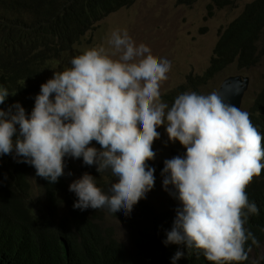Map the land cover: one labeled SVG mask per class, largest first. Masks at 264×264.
Here are the masks:
<instances>
[{"label": "clouds", "instance_id": "1", "mask_svg": "<svg viewBox=\"0 0 264 264\" xmlns=\"http://www.w3.org/2000/svg\"><path fill=\"white\" fill-rule=\"evenodd\" d=\"M260 4L264 0L244 1L228 23L236 21L251 36L253 53L256 41L264 44ZM213 5L221 9L237 3L212 0L208 9ZM23 6L30 8L0 0V189L9 191L0 192V203L15 199L27 205L37 199L34 207L54 218H66L72 208L101 214L102 224L108 214L127 231V223L115 214L128 216L139 202L166 214L143 200L155 187V168L148 162L156 157L154 141L161 137L157 129L165 126L168 141H179L186 153L156 166L164 190L179 202L164 243L184 245L188 255L202 252L214 264L249 261L247 251H257L264 241L259 244L245 227L250 215L259 214L246 189L264 169V130L258 131L250 120L264 107L263 93L258 92L264 90V79L251 98L246 94L251 80L244 73L257 58L240 68L236 60L222 67L226 75L208 95L200 94L196 83L216 78L217 66L212 75L206 76V70L188 75L164 103L161 84L168 79L170 62L154 56L147 45H137L127 31L111 33V55L91 48L73 57L71 67L51 69L52 62L60 64L80 42L94 19L63 30L57 18L47 21ZM199 52L196 46L186 51L192 57ZM13 53L14 59L6 60ZM215 59L217 54H212ZM231 66L236 72H227ZM228 78L243 81L239 103L220 95ZM46 186L56 188L52 197ZM248 240L256 250H245ZM184 255L178 250L173 264Z\"/></svg>", "mask_w": 264, "mask_h": 264}, {"label": "trees", "instance_id": "2", "mask_svg": "<svg viewBox=\"0 0 264 264\" xmlns=\"http://www.w3.org/2000/svg\"><path fill=\"white\" fill-rule=\"evenodd\" d=\"M16 1L30 7L23 6L27 12L33 9L38 15L42 14L41 18L47 21L57 18L62 29L66 30L75 22H85L87 25L93 15L111 13L132 5L137 0ZM191 1L193 2L187 0V2ZM214 1L223 3L228 0ZM257 15L263 16L262 22H264V4L258 6ZM235 23L236 21L228 24L220 34L213 49L217 59H210L206 76L213 74L215 66L219 73L222 67L233 63L234 60L237 61L239 68L256 60L253 57L254 47L248 43L251 36L238 28ZM67 41L63 43L64 46H67ZM14 56L15 53L10 54L6 60L12 61ZM258 92L263 93L260 98L264 100V90ZM250 120L258 131L264 130L262 105L259 108V115L253 118L250 116ZM262 147H264V139H262ZM261 163H264V160ZM164 166L160 165L161 169ZM0 179V182H4L2 178ZM98 183L104 186L101 182ZM55 189L54 186H46L51 197ZM1 191L9 193L6 189H0ZM246 192L249 201L258 206L259 214L250 215L245 227L253 233L260 244L264 240V169L258 177H254ZM37 201V199L32 200L27 205L17 204L15 199L0 203V264H173L172 258L178 250L184 251L185 255L176 260L175 264H214L208 261L202 252L197 255L193 250L192 254L188 255L186 246L164 243L167 239V231L173 226L179 202L172 205L170 212L162 215H158L142 202L136 204L138 209L136 208L128 216L123 212L115 214L120 221L127 223L128 232L136 245V250L133 251L117 239L111 227L98 222L101 214L89 215L71 208L69 216L57 219L41 208L34 207ZM251 247L253 250L257 248L251 240H248L245 250ZM247 253L251 260L252 252L247 251ZM250 260L247 259L239 264H251ZM261 264H264V256Z\"/></svg>", "mask_w": 264, "mask_h": 264}, {"label": "rangeland", "instance_id": "3", "mask_svg": "<svg viewBox=\"0 0 264 264\" xmlns=\"http://www.w3.org/2000/svg\"><path fill=\"white\" fill-rule=\"evenodd\" d=\"M244 1L247 0H235L237 5L233 8L227 5L217 9L213 5L209 10L207 6L212 3V0H199L191 6L181 4L180 0H139L135 1L132 6L128 5V7L100 15V17L93 15L94 22L85 27L80 36V42L65 55L60 64L52 62L51 69L63 64L66 69L71 67L70 61L73 57L81 55L91 48L97 50L103 48L105 54L111 55L114 51L108 43L111 33L115 30L127 31L137 45L140 43L147 45L154 56L170 62L168 79L161 84V100L165 103L168 95L178 93L186 76H199L202 70L207 69L212 55V50L208 49L215 47L220 32L237 15ZM209 11L212 13L210 14ZM256 45L253 57L257 58V61L249 69H244L245 75L251 80L250 87L246 89V94L251 98L254 90L264 79V44L256 41ZM195 46L200 52L192 57L186 51ZM227 72H236V67H229ZM225 75L224 72L213 80L198 85L197 89L200 94L212 93L218 88L220 77ZM246 102L250 104L248 99ZM157 131L160 132L161 137L154 141L156 157L148 162L149 167L155 168V187L143 200L158 212L168 213L171 211L172 204L177 200L164 190L163 178L157 172L156 166L164 163L166 159L185 154L186 149L179 141L174 144L168 141L165 126H161ZM166 141H168L167 145ZM103 221L113 227L118 239L133 250L132 239L122 223L108 214H105ZM263 256L264 241L257 251H252V264H261Z\"/></svg>", "mask_w": 264, "mask_h": 264}, {"label": "water", "instance_id": "4", "mask_svg": "<svg viewBox=\"0 0 264 264\" xmlns=\"http://www.w3.org/2000/svg\"><path fill=\"white\" fill-rule=\"evenodd\" d=\"M238 80V81H237ZM243 81L238 78L226 79L220 87V95L230 100L233 103H239L240 95L243 92V88H240Z\"/></svg>", "mask_w": 264, "mask_h": 264}, {"label": "bare ground", "instance_id": "5", "mask_svg": "<svg viewBox=\"0 0 264 264\" xmlns=\"http://www.w3.org/2000/svg\"><path fill=\"white\" fill-rule=\"evenodd\" d=\"M222 31H223V30H222ZM222 31L220 32V34L222 33ZM219 37H220V36H219ZM212 54H213V50H212ZM210 59H211V58H210ZM209 62H210V61H209ZM208 67H209V66H208ZM208 67H207V69H208ZM207 69H206V70H207ZM220 74H221V71H220L219 73H217L216 76H218V75H220ZM201 76H203V75H201ZM201 76H200V77H201Z\"/></svg>", "mask_w": 264, "mask_h": 264}]
</instances>
